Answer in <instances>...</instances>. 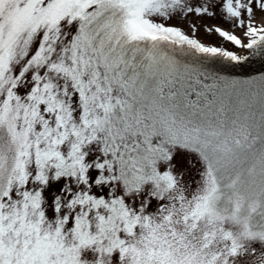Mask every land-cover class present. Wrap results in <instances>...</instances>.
<instances>
[{"label":"snow or ice","instance_id":"obj_1","mask_svg":"<svg viewBox=\"0 0 264 264\" xmlns=\"http://www.w3.org/2000/svg\"><path fill=\"white\" fill-rule=\"evenodd\" d=\"M256 60L264 0H0V264H264Z\"/></svg>","mask_w":264,"mask_h":264},{"label":"rangeland","instance_id":"obj_2","mask_svg":"<svg viewBox=\"0 0 264 264\" xmlns=\"http://www.w3.org/2000/svg\"><path fill=\"white\" fill-rule=\"evenodd\" d=\"M217 22L218 21H213V20L203 21V23H208V24H213V23H217ZM171 23H177V21H171ZM182 27H184L185 31H188L187 25H182ZM198 36L200 39H202L205 42H211V43H217V44L221 43V41L215 36H212V37L205 36L203 33V29H201V32L198 34ZM224 46L231 48V45H229V44H225ZM192 177H193V179L198 178L197 174L195 172L192 173ZM257 247H259V246L257 245Z\"/></svg>","mask_w":264,"mask_h":264},{"label":"trees","instance_id":"obj_3","mask_svg":"<svg viewBox=\"0 0 264 264\" xmlns=\"http://www.w3.org/2000/svg\"><path fill=\"white\" fill-rule=\"evenodd\" d=\"M215 67H217V68H221V67H223V65L220 64V63H217V64L215 65ZM251 67H252V68L259 69V68H261V67H264V63H262L260 60H256V61L253 62V64H252Z\"/></svg>","mask_w":264,"mask_h":264}]
</instances>
